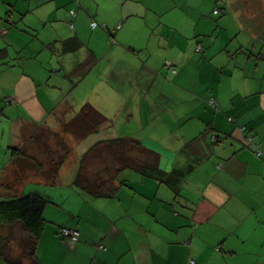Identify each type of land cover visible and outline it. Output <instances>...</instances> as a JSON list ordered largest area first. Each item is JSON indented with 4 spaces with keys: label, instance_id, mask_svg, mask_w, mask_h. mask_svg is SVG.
Masks as SVG:
<instances>
[{
    "label": "crops",
    "instance_id": "crops-1",
    "mask_svg": "<svg viewBox=\"0 0 264 264\" xmlns=\"http://www.w3.org/2000/svg\"><path fill=\"white\" fill-rule=\"evenodd\" d=\"M223 4L248 7L254 19L215 17L228 12ZM257 10L264 23V0H0V189L13 159L28 162L11 148L31 150L42 128H57L59 117L71 118L86 102L111 125L127 99L125 86L141 93L138 112L126 110L137 130L121 136L135 135L159 153L162 170L182 174L178 199L165 183L133 173L119 176L114 197L91 199L93 210L83 199L74 216L84 218L61 226L76 230L77 241L40 237L45 264H264V37L254 27ZM89 51L96 62L71 76ZM74 88H82L75 102ZM196 137L207 157L197 144L184 148ZM22 170L26 181L44 183L34 169ZM130 178L137 182L128 191ZM86 206L103 219L90 223Z\"/></svg>",
    "mask_w": 264,
    "mask_h": 264
},
{
    "label": "trees",
    "instance_id": "trees-1",
    "mask_svg": "<svg viewBox=\"0 0 264 264\" xmlns=\"http://www.w3.org/2000/svg\"><path fill=\"white\" fill-rule=\"evenodd\" d=\"M69 12L71 15H74L71 11ZM257 29L264 37V23L260 24V27ZM95 62L96 57L89 51L87 57L77 65L76 75L71 74V76H83ZM59 120L61 121V130L72 134L76 141L87 137L108 122L107 117L88 102L82 104L71 118L66 120L63 117H59ZM48 132L52 133V137L61 148L55 147L53 150L49 149L51 152L56 150L62 151V153H57V158L45 152L44 158L33 160V165H30L29 157L34 158L30 155L31 153H28L29 151L26 146L21 149L11 148V156L22 154L24 157L21 158L28 162L26 164L22 163L20 165L21 169L31 170L32 168L37 171L39 176L42 174L49 182H54L55 176L69 154L71 147L65 142L59 131H53L48 128ZM41 134L42 132L39 131L36 134V139V135L33 136V141L39 139ZM199 138L196 137L187 141L184 144V148L189 150L190 146L197 144L198 154L201 157H207L208 153L205 147L201 143L198 144ZM216 140L217 137L213 135L212 141ZM18 161L22 162L20 157L13 159V162L19 167ZM159 162V153L148 148L139 139L134 137L116 136L99 139L93 142L80 155L72 184L77 190H82V192L90 196L112 198L116 195L119 184L123 183L122 180H119L121 172L126 169H132L143 176L153 177L159 180V182L165 183L174 192L175 197L177 199L180 198L179 188L182 174L178 175L177 171L168 172L162 170ZM16 170L19 172L18 168ZM48 204L49 201L36 192L17 194L14 190L10 189L0 198L1 261L6 262V264H40L37 245L44 233L46 220L43 212ZM15 224L23 232L21 239L17 240V252H13L9 246L11 231ZM62 228L64 227H60L59 232Z\"/></svg>",
    "mask_w": 264,
    "mask_h": 264
},
{
    "label": "rangeland",
    "instance_id": "rangeland-1",
    "mask_svg": "<svg viewBox=\"0 0 264 264\" xmlns=\"http://www.w3.org/2000/svg\"><path fill=\"white\" fill-rule=\"evenodd\" d=\"M241 5H242V3H241ZM223 6L227 9L228 12H224L223 15L220 14V15L215 16V17H218L220 19V18L226 16V14L230 15V16L231 15L236 16L238 14L236 17H234V19H238L241 16H243V18L254 19L253 18V12H250L248 7L240 6L237 9H232L231 7H229L225 4H223ZM237 10H238V12H237ZM248 10H249V12H248ZM260 15H261V12H259L257 10L256 14H255V20H253V21H255V25H254L255 30H256V28L260 27V24L263 23V22H260L258 19V17ZM126 69H127V67H126ZM130 70L129 71H128V69L125 70V74L127 75V77L133 78V73ZM122 84H124V83H122ZM133 88H135V87H133ZM121 90L122 91L124 90L123 92L126 94L127 99L125 101L123 109L119 113H115V115H113L115 119H112V124L111 125L108 124V123H110L108 121L104 126L99 128L97 131L92 132L91 134H89L87 137L81 139L80 141H76L73 138L72 134H70L68 132H63V130H61V121L60 120L56 121L57 128H55L54 126L48 125L51 130L59 131L60 134L63 136L65 142L68 143V145L71 147L69 154L67 155L64 162L61 164V166L58 170V173L55 176L54 182H49L47 179H45L42 176V174H40V176H41L42 180L44 181V183H46V184L43 183L41 185V184H35L32 182H28V181H26L27 179L25 178L28 173L24 172L21 169L20 165H19V167H15L14 166L15 163L12 162V165L10 166V168H9V166L7 167L6 170H8L9 175H10V173H11V175H10V178H6V180H8L7 185L2 183L3 188L0 189V194L3 196L6 194V192H8L11 189V190H14V192L17 194L36 192V193L44 196L49 201V204L47 205V207L45 208V210L43 212L44 213L43 216L46 220V223H45L46 226H45V230H44L45 232L44 233H46L47 236H50L51 233H55L54 234L55 236L61 237L63 235L59 232V230L63 224H65V225L71 224L70 223L71 218L72 219H75V218L77 219L79 217L84 218L82 213L80 215L74 216V213L76 214L80 210V208L82 207L81 205H82V203H84L83 199L88 198V199H85V204L89 205L92 210L95 207V205L93 203H91V199H106V198H96V197L90 196V195L82 192V190H77V188L74 187V185L72 184V179H73L74 173L76 171L80 155L88 147H90L93 144V142H95L96 140L101 139V138H111V137L121 136V135L125 134L127 131L134 132L135 130H137L136 125H135L133 120L126 121V117L128 116V113H126V110L138 112V98H139L138 96L140 95L141 91H138L137 94H135L131 90V88H127L126 86L121 88ZM144 91H145V89H144ZM78 92L82 93V88H80L79 90H78V88H74L71 91L70 98L73 102H75V100H76V99H74L75 96H79ZM154 92H157L156 89H154ZM84 95L86 96V93H84ZM119 96L120 95H114V96H108V97L119 98ZM83 98L84 99H82V97L80 98V102L84 103L85 101H87V99L85 97H83ZM90 103L93 104L92 102H90ZM93 106H95V105L93 104ZM163 129H167V128L165 126H163ZM146 131H147V128H144L143 130L139 131V134L142 135ZM149 131L151 132L150 128H149ZM41 132H42V135L44 137L43 138L41 137V138L37 139L36 141H32L33 146L31 148V150L29 148H27V150L29 151V152L28 151L27 152L31 153L30 155H32V157L34 158V159H32L31 157H29L30 158V160H29L30 165H33L32 164L33 160H40L42 157L44 158V156L46 155V154L44 155L45 152H47L48 154H52V155L56 156V158H57L59 153H62L61 150L60 151L56 150L54 152H51L49 149L53 150L55 147L60 148V146L57 144V141L52 137L53 136L52 133L48 132V129L42 128ZM130 137L136 138L135 135H133V134L130 135ZM36 138H37V135L35 136V139ZM28 153H27V155H28ZM10 154H11V152H10ZM17 168L19 169V172L16 170ZM130 173H133L134 175H138L140 177H143V175H141L140 173H138L137 171L132 170V169L124 170L123 172H121V174L119 176L121 179H123V177L129 175ZM145 179H148V178H145ZM23 181H26V182H23ZM124 182H125L123 184V185H125L124 189H127L128 191H130L131 188L129 186H132L133 182H137V181L130 178V180L124 181ZM9 185H11L12 187ZM8 186H9V189H8ZM117 190H118V188H117ZM1 195H0V198H2ZM101 201H104V200H101ZM88 209H89L88 206H86V208L83 209V213L90 220V223L97 222V221H100V219H103L102 216L97 215V213H95L93 211L91 212V215L89 216L87 214ZM77 216H79V217H77ZM22 234H23L22 230H20L19 226L15 224L13 226V230L11 231V240H10V244H9L10 249L12 248L13 252L14 251L17 252V249H16L17 248L16 245H18L17 240L21 239ZM78 237H77L76 241L78 240ZM80 238H81V236H80ZM93 240H94V242H96V240L94 238H93ZM14 246H15V248H14ZM38 250H39V248H38ZM46 254H48V252ZM38 258H39L40 264L42 262L44 263V254L39 255V253H38Z\"/></svg>",
    "mask_w": 264,
    "mask_h": 264
},
{
    "label": "built area",
    "instance_id": "built-area-1",
    "mask_svg": "<svg viewBox=\"0 0 264 264\" xmlns=\"http://www.w3.org/2000/svg\"><path fill=\"white\" fill-rule=\"evenodd\" d=\"M71 13H74V11L71 10ZM73 25H74L73 22H70V23H69V26H70V27H73ZM90 25H91L92 27H95V26H96V23H95L94 21H91ZM197 49H198V47H197ZM210 103L214 104L213 100H211ZM229 119H231V117H229ZM60 232H61V234H62L63 236H68V237H70L72 240H76L77 237H78V232H77L76 230H72V229H69V228H66V227L62 228ZM101 247H102V246H101ZM102 248H103V247H102ZM190 264H195V261H194V260H190Z\"/></svg>",
    "mask_w": 264,
    "mask_h": 264
}]
</instances>
